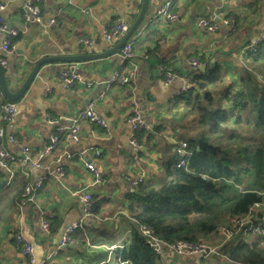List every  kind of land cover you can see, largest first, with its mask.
<instances>
[{
    "label": "crops",
    "instance_id": "1",
    "mask_svg": "<svg viewBox=\"0 0 264 264\" xmlns=\"http://www.w3.org/2000/svg\"><path fill=\"white\" fill-rule=\"evenodd\" d=\"M0 1L5 2V24L19 31L12 40V52H0V58L7 63L3 72L11 92L20 88L39 59L98 54L112 49L118 42L105 41L103 32L117 21L131 27L142 4V0H42L43 14L59 22V26L45 28L35 23L24 24V0ZM165 2L149 0L146 19L150 22L142 24L140 32L134 35L138 42L133 56L119 70L129 77L127 84H109L119 67L117 55L73 65L44 64L24 96L15 102V128L6 127L0 109V144L16 158L25 147L34 159L39 158L47 150L51 134L65 135L54 151L43 156L39 168L17 166L11 176L0 164V182L6 183L0 190L4 197L0 199V264L25 263L14 240L17 233L33 245L35 260L40 263L57 246L65 229L77 223L86 228L87 240H74L45 264L113 262L115 251L132 238L126 210L132 192L129 180L142 175L143 183L157 184L173 178L166 174L163 157L167 145L173 144L174 151L176 144L183 142L176 139L181 109L172 106L188 84L185 72L189 70V60L193 55L209 57L211 63L224 65L226 76L231 79L245 60L247 46L264 36V0H172L169 11L177 14L173 22L155 17L157 8ZM221 15L231 17L233 26L218 23L217 31L211 33L195 24L197 17L209 20ZM89 38L94 40L93 46L80 45L81 39ZM72 69L79 81L72 90L65 91L60 76ZM166 71L175 72L178 78L166 83ZM92 100L105 127L78 120V142L73 143L66 137L67 128ZM133 112L139 113L145 122L143 130L150 134L137 141V149L129 142L130 126L126 122ZM8 135L14 137L12 142ZM64 154V178L57 180L53 176L54 160ZM87 163L95 166L104 180L102 184L92 185L94 177L87 170ZM43 176L46 180L33 201L12 200L23 184ZM75 192L96 197L101 203L99 212L84 215L82 204L72 195ZM45 218H58L61 222L53 235L43 229L41 222ZM220 239L217 234L210 241L217 243ZM160 262L202 264L199 258L187 259L170 252Z\"/></svg>",
    "mask_w": 264,
    "mask_h": 264
},
{
    "label": "trees",
    "instance_id": "2",
    "mask_svg": "<svg viewBox=\"0 0 264 264\" xmlns=\"http://www.w3.org/2000/svg\"><path fill=\"white\" fill-rule=\"evenodd\" d=\"M192 57L205 69L185 72L190 87L172 106L181 109L176 139L187 145L186 165L175 167L178 156L171 151L173 144L167 145L163 166L173 178L141 183L132 190L126 207L132 238L115 251L113 262L105 264H161L144 243L139 226L151 228L168 243L199 238L211 242L228 219L245 215L254 203L264 201V41L254 52H247L231 79L221 63ZM56 134L59 141L65 137ZM147 136L150 134L141 130L135 138L140 142ZM25 186L16 190L12 200L23 198ZM100 204L91 196L89 214L98 213ZM44 220L51 235L57 232L58 218ZM71 239L85 242L86 228L80 224ZM220 254L223 260H199L202 264H264V240L230 239Z\"/></svg>",
    "mask_w": 264,
    "mask_h": 264
},
{
    "label": "built area",
    "instance_id": "3",
    "mask_svg": "<svg viewBox=\"0 0 264 264\" xmlns=\"http://www.w3.org/2000/svg\"><path fill=\"white\" fill-rule=\"evenodd\" d=\"M42 0H24L21 9V19L25 25L28 24H38L45 28L51 26H59V22L50 17H46L41 8ZM250 2L251 0H244ZM172 0H166V2L157 8L155 12V17L162 19L166 22H173L177 19V14L169 11ZM5 9V2L0 1V52L8 54L12 52V40L16 38L19 34V31L14 28L8 27L3 20V12ZM233 19L229 16H212L211 19H204L201 17L196 18V26L199 28H204L207 31L213 33L218 29V23L224 27L230 28L232 25ZM130 29L129 25L125 22L117 21L113 23L109 29L103 32V39L107 42L120 40ZM135 35V34H134ZM134 35L125 43L117 54L119 67L113 72L109 84L118 83L120 85H125L129 82V77L127 75L121 74L119 70L123 65L129 62L133 56V48L138 42L137 36ZM264 41L263 38L254 40L247 46V50L254 52L257 49V46L260 42ZM80 45L90 47L93 46V39H81L79 41ZM73 65V64H72ZM0 66L5 68L7 63L4 58H0ZM201 64L196 60L191 58L189 60V68L191 70L199 69ZM178 78V75L173 71L165 72V82L169 83L172 80ZM61 86L65 91H70L74 87V84L79 81V75L74 69L64 72L60 76ZM189 84H186L180 94H184L189 89ZM103 95L99 96L100 98ZM99 99V98H98ZM0 101L1 103V120L6 124L10 130L15 128L16 124V115L17 108L16 104L9 102L5 99L3 93L0 91ZM95 101L92 100L77 113L76 118L71 120V125L67 128L66 137L73 143L78 142V120L84 119L90 123H95L99 127H105V123L101 118L97 116L94 111ZM127 124L130 126V136L129 142L135 148H139L135 135L139 131L145 129V122L142 117L137 112H133L132 115L127 117ZM8 140L12 142L14 137L8 135ZM58 135L54 132L49 137V146L43 155L39 158H33L31 152L27 147L21 150V154L18 158L7 152L0 144V164L2 167L6 168L9 171V174L12 176L14 174V169L19 167H35L39 168L41 165V159L44 155L52 152L56 149L58 144ZM186 143L179 142L176 144L174 151L178 156V161L175 164L176 168H183L186 165V157L188 152L186 151ZM99 153L96 152V156ZM66 158V154L57 156L54 160L55 169L53 171V176L55 179L60 180L64 178V171L62 168L63 158ZM68 158L70 156H67ZM87 170L93 175L94 180L92 185L97 186L103 183L101 175L98 173L97 169L92 163L86 164ZM46 176L37 178L33 183L27 184L22 193V197L27 201H33L35 194L41 189ZM144 177L142 175L137 178L129 180V186L131 190L136 189L141 183H143ZM76 196L80 203L82 204V210L84 215H88L91 210V195L88 192H75L72 194ZM43 229L48 233L49 225L46 220L41 222ZM80 228V224H72L68 226L62 234V237L58 245L52 249L45 260L40 263H37L34 256V247L33 245L22 236V234L17 233L14 236L16 245L19 247L20 253L25 257V263L23 264H45L51 262L55 257H57L59 251L62 248H65L72 242L73 233ZM139 232L141 237L144 240V243L148 246L151 252L159 257L160 259L165 258V255L170 252L176 256L191 259H207L213 257H220L219 260H223V256L220 254V249L222 245L229 241L230 239H235L242 242H250L256 238H262L264 240V201H259L254 203L248 210L245 215L240 217H233L228 219L227 226H223L220 229L221 241L217 243H212L202 238H199L195 242L187 241H177L174 243H168L159 239L151 228L146 226H139ZM216 260V259H214Z\"/></svg>",
    "mask_w": 264,
    "mask_h": 264
},
{
    "label": "water",
    "instance_id": "4",
    "mask_svg": "<svg viewBox=\"0 0 264 264\" xmlns=\"http://www.w3.org/2000/svg\"><path fill=\"white\" fill-rule=\"evenodd\" d=\"M149 5V0H142V4L140 7V11L137 15V18L132 23L128 32L116 43V45L108 50L107 52H102L98 54H90V55H76V56H52L49 58L39 59L33 68L28 73L25 81L22 83L20 88L16 92H11L9 89L5 74L3 72V68L0 66V91L3 93L5 99L9 102L15 103L19 99H21L25 92L30 87L34 78L38 75L40 68L44 64L50 63H64L67 65H72L74 63L86 62V61H96L101 59H108L112 56H115L119 53L121 48L125 45V43L137 32H140L142 24L149 23L150 20L146 19V13ZM199 69L204 71L205 67L200 66ZM22 71V70H21ZM5 182H0V190L5 186Z\"/></svg>",
    "mask_w": 264,
    "mask_h": 264
},
{
    "label": "rangeland",
    "instance_id": "5",
    "mask_svg": "<svg viewBox=\"0 0 264 264\" xmlns=\"http://www.w3.org/2000/svg\"><path fill=\"white\" fill-rule=\"evenodd\" d=\"M247 52L249 51V52H251L250 50H246ZM223 72H224V74L226 75V71L223 69ZM6 189H8V187H6ZM0 199H4V197L1 195L0 196ZM171 264H174V263H171ZM176 264H179V263H176ZM180 264H183V263H180Z\"/></svg>",
    "mask_w": 264,
    "mask_h": 264
}]
</instances>
